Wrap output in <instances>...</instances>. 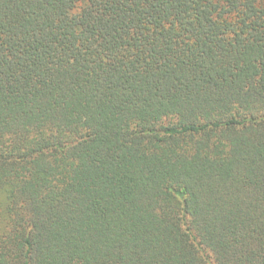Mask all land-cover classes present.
<instances>
[{
    "label": "trees",
    "instance_id": "16d2710c",
    "mask_svg": "<svg viewBox=\"0 0 264 264\" xmlns=\"http://www.w3.org/2000/svg\"><path fill=\"white\" fill-rule=\"evenodd\" d=\"M0 264H264V0H0Z\"/></svg>",
    "mask_w": 264,
    "mask_h": 264
}]
</instances>
